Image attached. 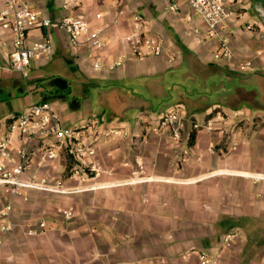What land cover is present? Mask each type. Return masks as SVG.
I'll return each instance as SVG.
<instances>
[{
  "label": "crops",
  "instance_id": "obj_1",
  "mask_svg": "<svg viewBox=\"0 0 264 264\" xmlns=\"http://www.w3.org/2000/svg\"><path fill=\"white\" fill-rule=\"evenodd\" d=\"M25 1L51 19L62 18L66 12L87 17L94 28L104 29L108 44L101 51L74 48L61 30L32 31L33 40L51 38L54 55L49 63L31 68L35 74L28 83L29 91L24 85L21 89L28 96L22 110L34 102L33 93L54 90L57 81L43 87L46 75L39 72L59 61L63 64L59 85L75 80L80 85L87 81L110 88L111 120L106 124L128 128L131 137L98 147L99 189L72 196L27 193L28 201L19 199L13 215L17 226L8 235L0 264H198L202 252L217 264H264V106L260 95L243 114L239 109L242 100L224 93L213 106H184L190 112L184 110L185 116L199 123L209 120L217 109L238 111L241 118L219 124L212 133H193L178 144L166 135L147 132L162 115L142 113L133 125L122 121L128 109L138 105L132 104L134 96L121 87L154 79L170 67L186 65L200 79L211 74L207 69L211 67L235 72L242 60L253 62L252 72H264V47L250 50L249 45L255 37L264 43L261 23L250 13L252 0H232L231 6L241 18L234 19L228 29L231 61L214 60L218 41L206 38L202 19L185 0H123L120 4L79 0L78 7L68 4L65 12L59 9L64 6L61 0ZM97 15L102 19L96 20ZM137 15L146 21L145 34L165 39L163 56L137 59L131 57L129 45L122 43L135 33L133 18ZM255 22L259 24L248 31L246 26ZM9 40L0 29V62L6 61L3 44ZM123 56H127L125 62L110 71L109 66ZM194 63H198L196 68ZM96 64L101 68L96 69ZM55 107L65 122L76 123L68 115V107ZM72 107L88 109L90 100L84 99L82 105L74 102ZM197 110L201 121L196 118ZM2 112L6 114L4 105ZM233 141L240 143L236 151L230 150ZM63 166L57 161L43 173L62 175ZM61 210H71L72 220L65 221L59 215ZM41 216L49 219L53 230L43 237H27L26 221ZM228 233H238L240 238L225 250L222 239Z\"/></svg>",
  "mask_w": 264,
  "mask_h": 264
},
{
  "label": "built area",
  "instance_id": "obj_2",
  "mask_svg": "<svg viewBox=\"0 0 264 264\" xmlns=\"http://www.w3.org/2000/svg\"><path fill=\"white\" fill-rule=\"evenodd\" d=\"M74 7L79 0H63ZM120 4L123 0H115ZM187 7L199 16L206 27V38L218 41L214 60L231 61L228 29L232 21L240 19L239 12L231 6L232 0H185ZM176 9L177 6L175 5ZM102 16L97 15L96 20ZM191 20V19H189ZM135 33L124 37L122 43L129 45L131 57L137 59L157 58L165 53L166 41L162 37L145 34L146 21L142 16L133 18ZM259 23L248 24L252 31ZM0 29L10 40L3 46L7 48L6 61L0 62V74H17L25 88L31 79L30 70L38 63H49L54 55L51 38L33 40L34 30H61L74 48L86 46L93 51H101L107 46L104 29L94 28L89 19L82 15L67 14L59 19H51L34 9L25 0H0ZM127 56L120 57L109 66L113 71L121 66ZM169 62H172L171 59ZM96 69L101 65L96 64ZM252 61H239L240 74L252 72ZM238 111H213L211 118L204 123L185 116L182 106H177L162 115L147 128V132L166 135L178 144L193 133L217 131L219 124L234 123L240 120ZM128 128L114 127L92 118L79 125L65 122L55 106L46 101L31 102L20 113L6 121H0V261L8 235L17 226L14 212L19 199L28 201L27 193H38L49 197L72 196L99 189L96 179L102 174L97 162V149L116 141L130 139ZM240 143L233 141L231 151H236ZM57 161L63 162L62 175L43 173ZM65 219H71V210H61ZM24 234L30 238L48 235L53 227L47 217L28 219ZM238 233H228L222 239L225 250L231 249L238 241ZM198 264H217L208 253L202 252Z\"/></svg>",
  "mask_w": 264,
  "mask_h": 264
},
{
  "label": "rangeland",
  "instance_id": "obj_3",
  "mask_svg": "<svg viewBox=\"0 0 264 264\" xmlns=\"http://www.w3.org/2000/svg\"><path fill=\"white\" fill-rule=\"evenodd\" d=\"M61 1L64 6L59 9L65 12L68 10L66 6L68 4L63 0ZM250 13L255 14L252 10ZM67 14H69V12H66V15ZM249 15L253 21V15ZM261 27L264 31V27L262 25ZM249 45L250 50H261L264 47V43L260 42L256 37L249 42ZM54 65L49 66V68H41L39 72L46 75V78L42 79L43 87H48V85H50L48 82L57 81L54 90L52 89L51 92L44 91L43 95L33 93L34 102L46 101L53 106L68 107V115L75 118V124L88 121L92 118L99 119L105 124L110 122L109 99L107 97L110 88L104 83H86V80L85 85H80V83L75 80L68 81V83L65 84L66 86L59 85L61 83L60 78L63 77L61 69L63 64L58 61L56 65ZM32 68H34V66ZM256 72L259 71L250 72L248 74H240L237 70L235 72L220 71L208 74L204 78L197 79L190 70H188L186 65L170 67L154 79L144 78L141 83H135V86L133 84L132 87L129 85L121 87L125 89L126 92H129V95L134 96L133 98L135 100L132 101V104L138 105V107L132 106L128 109L122 121L133 125L135 120L139 119L142 113L146 115L152 114L158 117L177 106L189 107L192 105L198 108L213 106L218 102L220 93H224L225 96L231 98L236 96L239 89L247 91L253 90L260 95L258 75L252 76V73ZM33 74L35 73L30 70V76ZM8 83H10V85H6ZM23 85L24 83L21 78L12 77L10 79H5L0 75V121L8 114L12 115L21 111L23 108L22 106L26 105L25 102L28 96L25 92H21ZM84 99L90 100V107L88 109L82 108L85 106L80 108L72 107L74 102H78L82 105ZM3 105L6 108L5 115H3L2 112ZM249 106L252 105L243 101L242 105L239 106L240 112L243 114L245 109H249ZM197 111L198 116L196 118L201 121V113L199 110ZM185 112L190 114L188 110H185ZM69 122L71 123L70 125L74 124L72 121ZM59 215L64 218L60 213ZM72 218L69 220L64 219L65 221H71Z\"/></svg>",
  "mask_w": 264,
  "mask_h": 264
},
{
  "label": "water",
  "instance_id": "obj_4",
  "mask_svg": "<svg viewBox=\"0 0 264 264\" xmlns=\"http://www.w3.org/2000/svg\"><path fill=\"white\" fill-rule=\"evenodd\" d=\"M252 8L261 25L264 27V0H253ZM258 75V87L260 93V102L264 106V72L252 73V76Z\"/></svg>",
  "mask_w": 264,
  "mask_h": 264
},
{
  "label": "trees",
  "instance_id": "obj_5",
  "mask_svg": "<svg viewBox=\"0 0 264 264\" xmlns=\"http://www.w3.org/2000/svg\"><path fill=\"white\" fill-rule=\"evenodd\" d=\"M197 66H198V63H194V67L196 68ZM207 69H209L210 73H215V72H220L221 71L220 69H218L216 67H211V68H207ZM236 96H238V98L240 100L246 101L247 103H250V105H254L251 102H253L254 100L257 99L258 94L255 91H253V90L247 91V90L239 89V91L237 92ZM256 106H259V104H256ZM256 106H254V107L257 108Z\"/></svg>",
  "mask_w": 264,
  "mask_h": 264
}]
</instances>
